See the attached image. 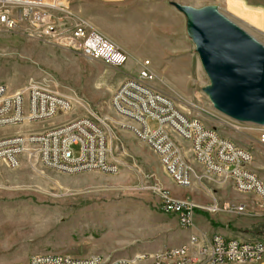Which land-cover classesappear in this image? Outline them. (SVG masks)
I'll return each mask as SVG.
<instances>
[{
    "label": "rangeland",
    "instance_id": "obj_1",
    "mask_svg": "<svg viewBox=\"0 0 264 264\" xmlns=\"http://www.w3.org/2000/svg\"><path fill=\"white\" fill-rule=\"evenodd\" d=\"M185 5H215L264 44V0H188ZM18 29L8 31L0 25V84L12 90L30 80L46 83L54 92L72 96L108 117L111 160L117 171L68 174L28 159L16 169L0 164V264H28L31 254L46 252L132 258L183 245L191 233L264 240V211H252L256 207L253 196L238 193L229 180L223 179L205 180L191 187L175 185L159 157L133 133V123L111 109V96L123 81V73L137 76L145 59L146 67L155 74L152 85L208 128L252 151V169L264 182V143L259 139L264 126L236 122L213 108L203 92L210 82L187 35L186 23L185 55L165 52L153 37L139 31L135 33L139 41L136 55L128 56L119 69L29 38L22 34L24 29ZM119 33L126 39V32ZM60 39L45 38L47 42ZM86 114L77 105L72 113L58 116L47 125ZM148 124L151 130L158 128L156 121L148 120ZM32 127L41 126L3 128L0 137ZM79 155L80 148L74 147V156ZM149 184H158L174 197L199 206L194 227L184 229L175 216L163 213ZM213 197L221 202L246 203L248 211L210 213L204 208Z\"/></svg>",
    "mask_w": 264,
    "mask_h": 264
},
{
    "label": "built area",
    "instance_id": "obj_2",
    "mask_svg": "<svg viewBox=\"0 0 264 264\" xmlns=\"http://www.w3.org/2000/svg\"><path fill=\"white\" fill-rule=\"evenodd\" d=\"M0 25L12 31V26L25 25L23 35L69 49L80 56L99 61L112 68H122L128 55L116 42L95 29L87 20L60 6L56 0H0ZM60 25L61 39L47 42L45 30ZM137 76H127L111 96V109L118 117L133 123L132 131L151 149L159 151V159L172 182L191 187L212 179L229 180L238 193L256 200L254 212L264 211V182L252 169L253 152L235 144L215 129L181 109L176 101L156 89L155 74L143 65ZM77 97V96H76ZM86 106L81 101V108ZM72 105L54 100V90L48 84L30 80L16 91L0 84V129L15 126L32 127L0 137V164L11 169L28 159L62 173L101 171L113 173L111 160L110 119L90 109L88 121L79 117L56 125H47L54 118L69 115ZM148 120L158 123L151 130ZM264 143V127L260 133ZM74 147L80 155L74 156ZM183 169L192 171V179L183 178ZM159 198V207L175 216L184 229L194 227L195 203L181 200L158 184L147 185ZM204 209L210 213H246V203L221 202L213 197ZM264 213V212H262ZM192 245L175 252L135 255L132 258H110L100 254L71 256L60 252L34 253L28 264H264V240L214 238L204 233L197 241L191 233Z\"/></svg>",
    "mask_w": 264,
    "mask_h": 264
},
{
    "label": "water",
    "instance_id": "obj_3",
    "mask_svg": "<svg viewBox=\"0 0 264 264\" xmlns=\"http://www.w3.org/2000/svg\"><path fill=\"white\" fill-rule=\"evenodd\" d=\"M171 4L186 19L187 35L210 82L203 92L213 108L236 122L264 126V44L215 5Z\"/></svg>",
    "mask_w": 264,
    "mask_h": 264
},
{
    "label": "crops",
    "instance_id": "obj_4",
    "mask_svg": "<svg viewBox=\"0 0 264 264\" xmlns=\"http://www.w3.org/2000/svg\"><path fill=\"white\" fill-rule=\"evenodd\" d=\"M56 2L87 20L95 29L121 46L128 56L136 55L135 49L139 41L135 33L139 31L153 37L157 47L167 53L175 55L186 53L184 36L186 19L171 2L188 4V0H56ZM119 32H126V39L122 38ZM187 45L189 47L188 43ZM144 60L143 65H148V61ZM127 76L129 75L123 73L122 79Z\"/></svg>",
    "mask_w": 264,
    "mask_h": 264
},
{
    "label": "bare ground",
    "instance_id": "obj_5",
    "mask_svg": "<svg viewBox=\"0 0 264 264\" xmlns=\"http://www.w3.org/2000/svg\"><path fill=\"white\" fill-rule=\"evenodd\" d=\"M16 29L18 30L24 29L25 32V25L12 26V30H16ZM60 37H61L60 25H49L46 27L45 38L59 39ZM54 100L58 103L72 105L73 109H75L77 105L81 107V102L75 100L72 96L69 95H63L54 92ZM83 109L86 110L87 114L79 117V121H88V116H90V109H88L86 106H83ZM152 150L159 157V151H157V149H152ZM183 178L192 179V171H190V169H183ZM222 237H223L222 234H214V238H222ZM197 241H204V234H197ZM191 245H192V238L190 237V240L188 242H185L183 245L177 247L164 248V252H175L176 250H182V248H187L188 246ZM139 255H154V253L153 254L143 253Z\"/></svg>",
    "mask_w": 264,
    "mask_h": 264
}]
</instances>
